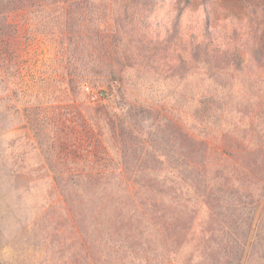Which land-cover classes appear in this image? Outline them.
I'll return each instance as SVG.
<instances>
[{
  "label": "rangeland",
  "instance_id": "obj_1",
  "mask_svg": "<svg viewBox=\"0 0 264 264\" xmlns=\"http://www.w3.org/2000/svg\"><path fill=\"white\" fill-rule=\"evenodd\" d=\"M119 1L41 0L7 17L16 33L0 40V264H264V0H247L259 48L240 49L261 82L229 95L231 80L216 77L225 110L208 121L193 104L211 79L198 66L218 63L190 54L188 37L205 1L219 41L246 38L245 3L133 0L124 19L113 15ZM180 10L165 43L178 57L135 70L129 34L148 40V21Z\"/></svg>",
  "mask_w": 264,
  "mask_h": 264
},
{
  "label": "trees",
  "instance_id": "obj_2",
  "mask_svg": "<svg viewBox=\"0 0 264 264\" xmlns=\"http://www.w3.org/2000/svg\"><path fill=\"white\" fill-rule=\"evenodd\" d=\"M38 1L41 0H0V40L5 41V39L9 37H14V34L16 33V30L8 29L9 24H7L6 22L7 17L10 15L18 14L21 11H23V13H28V11H30V8L33 7V5H35V3H37ZM144 1H146L149 5H152L158 0ZM241 1L245 3L247 7V12L249 14L250 31L246 38L240 37L239 34H236L238 32L235 30L234 35L232 36V38L229 37L228 41H219L221 36L218 34L217 31H215V29L210 28L209 10L205 1L203 2L202 12L204 16V25L197 36L195 33H191L188 37L191 44V48L189 49L190 54L193 53V56H199L201 58L200 62L215 61L218 63V65L216 64L217 67L214 69H212V67H210L209 65H203V67L202 65L198 66L199 70L203 71L201 73L202 75L204 74V72H207L205 74H209L208 76L211 78L208 81H204L206 83L200 84L198 86L199 93L194 98L195 100L193 103L194 109L196 110V114L200 115L205 121H208L214 115H221L222 111L225 110V98H227L225 94L226 83H217L214 80L216 79V77L218 78L220 76H225L231 80V84L228 88L229 95H231V92L235 91L236 89L242 90V88L243 91L247 93L248 87L253 90L261 82L256 79L254 72L251 71V67L246 62V59L241 56L240 53V49L243 48L246 49L248 52H252L254 50V47L255 49L259 48L258 39L256 38V21L254 19L255 8L252 4L248 3L247 0ZM131 2H133V0H120L119 7L117 9H113V15H122V18L125 19L129 12V8L127 5H129ZM183 3L184 5H186L189 3V0H184ZM180 13H182V10L174 12V18H171L169 20V23L152 24L148 21V24H146L145 26L150 27L151 31V37L148 40H145L143 38V34H141L138 29H135L134 33H130L134 36V38H132L129 34L128 42L123 44V46L125 45L124 48L126 47L124 54L126 60H134L136 62L135 70L147 71L152 69V71H155V67L153 66L155 63H158V66L161 67V69L164 68V66L165 68H167L171 64L169 61L167 63H164V61H166L167 59L164 55L165 52L167 53L166 55L168 57H178L179 52L176 51L177 54H174L173 52H168V45L165 43L167 42V40H171L175 37L177 28L179 27V21L177 18ZM116 20L114 19L117 34L115 33L114 36H119L120 38L122 36V34H120V30H123V27L120 22H116ZM135 26L141 27V24L138 23V20L136 21ZM155 26L159 29H153V27ZM127 32L128 31H126V33ZM161 50L164 51L161 52ZM103 56L105 58L108 56L109 64L115 63L118 59L117 56L113 53L103 54ZM162 61L164 64H162ZM220 63L221 65H219ZM196 65H199V62H197ZM119 70H121V68H117V71L112 68V70H110V73L116 72L114 75H118ZM174 70L175 68L173 67L170 69V72L173 73ZM237 79H239L238 82L236 81ZM257 93H264V89L258 87ZM185 136L186 138L189 137L187 134H185ZM185 165H188V167L191 166L189 167V171L191 172L198 168V164L196 165V163L190 164L185 161ZM194 175L196 176L197 173H195ZM57 183L60 184V182L58 181ZM203 185V192L208 191V188H210V180H208L207 182H203ZM203 201L206 207H212L213 203L210 193L204 196ZM115 231L117 233H120V230ZM88 251L90 254H94L93 249L91 247H88ZM92 258L95 264H107V261L104 260V258H94V256H92ZM89 262L90 259L88 258L87 263Z\"/></svg>",
  "mask_w": 264,
  "mask_h": 264
}]
</instances>
